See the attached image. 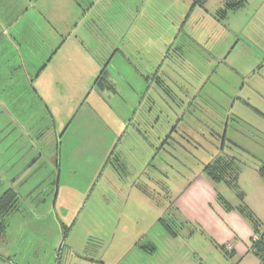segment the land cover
I'll return each mask as SVG.
<instances>
[{"label":"rangeland","instance_id":"rangeland-1","mask_svg":"<svg viewBox=\"0 0 264 264\" xmlns=\"http://www.w3.org/2000/svg\"><path fill=\"white\" fill-rule=\"evenodd\" d=\"M3 6L0 195L13 189L19 204L7 217L0 252L15 249L19 235V245L29 247L9 264H51L49 243L36 258L40 241L32 236L62 238L55 256L62 247L63 263L72 246L94 258L119 251L110 264H134L136 245L152 243L159 264H183L167 252L163 220L183 237L195 234L190 243L168 245L176 254L192 247L199 264H237L242 257L228 256L173 206L201 177V186H215L254 235L251 217L264 235V0H6ZM220 10L227 18L217 19ZM115 50L107 70L114 92L95 82ZM168 51L163 71L179 87L166 81L162 101L154 78L143 75ZM219 157L231 169L215 183L205 168ZM214 201L210 208H224ZM60 218L69 228L66 241ZM248 253L264 264L252 241Z\"/></svg>","mask_w":264,"mask_h":264},{"label":"crops","instance_id":"crops-1","mask_svg":"<svg viewBox=\"0 0 264 264\" xmlns=\"http://www.w3.org/2000/svg\"><path fill=\"white\" fill-rule=\"evenodd\" d=\"M6 0H0V9L4 5ZM5 13L3 10L0 11V14ZM217 19L220 20L221 16L217 15ZM227 14L225 18H227ZM39 76V73L37 77ZM202 178H198L194 183L191 184V186L188 187L186 191H182L176 201L174 202L173 209L177 211V214L182 216L185 220H187L189 223L196 224L198 227H204L207 231L210 232L212 241L216 244L220 245V247L223 249L225 248L226 251H228V256L242 257L240 261H238L237 264H255L253 260L250 259V255L248 253V244L253 240L254 231L251 229V225L241 216H238V214L229 212L225 210L224 208H218L213 207L210 208V204H214V200L218 198V190L216 187H212L211 183L205 184L201 186V180ZM199 195L201 198H199ZM59 198V193L57 195V200ZM201 202V203H200ZM201 205H203V209H201ZM211 209H209V208ZM56 208V205L54 206ZM61 229H64V227H67L65 222L61 220V218L58 220ZM58 226V224H57ZM59 229V226L58 228ZM64 234V230H63ZM68 236V235H67ZM21 239V235L17 237V240L15 241V249L13 247L8 246L7 252H0V261L4 262L5 264H9L12 260V256H26L28 254V248L25 247V244L19 245L20 242H18ZM22 239H26V237H22ZM28 239H35L39 242V245L35 249V252L37 253V257H39V253L41 251H44L47 248H49V253H51L50 263L52 264L53 261H57V264H72L73 258L76 257L77 263L81 264H110V262H114L113 258L117 256L119 251L112 252L108 257H106L108 253L105 254V256H99L97 258L90 257L89 255H81L76 249L73 250V247L70 246L68 249V256L65 259L64 263L61 257L62 247L58 250V256L56 257V248L59 246L60 242L62 241V238L59 236L56 237L55 240H50L49 237L46 236H32L28 237ZM27 239V240H28ZM67 237L63 240L66 241ZM195 238V234L188 235L183 237L180 234L177 235H171L169 238H165L163 243L166 244L167 252L170 253L171 259L174 257H182L183 264H199L198 261H195L193 257L191 256L190 252H192V247L190 252H184L183 249L179 251L178 254L175 253L172 246H168L169 244H172L174 241H182L184 243H190ZM49 243L48 246L45 244ZM232 246V250L229 253V249H227V246ZM46 246V247H45ZM131 247V246H130ZM136 247L139 249L140 254L137 255L136 259L134 260V264H159L160 261L158 258L159 248L152 244H143L138 243ZM118 249V248H117ZM193 250H195L193 248ZM225 251V252H226ZM198 254V251H196ZM195 253V254H196ZM114 255V257H113ZM173 256V257H172ZM187 256L188 260L184 261V257ZM27 260V258L25 257ZM235 260H237L235 258ZM232 261V260H231ZM248 261V262H247ZM174 264H177L174 262Z\"/></svg>","mask_w":264,"mask_h":264},{"label":"trees","instance_id":"trees-1","mask_svg":"<svg viewBox=\"0 0 264 264\" xmlns=\"http://www.w3.org/2000/svg\"><path fill=\"white\" fill-rule=\"evenodd\" d=\"M226 14L227 11L225 10L219 11V15L221 16V18H225ZM230 169H231L230 160H228L225 157H219L215 159L213 163L207 165L205 171L211 176L214 182L217 183V182L225 181V174ZM259 172L264 181V163L260 167ZM218 199L225 210L227 211L234 210L233 207L228 202H226L225 200H221L219 196ZM18 204H19V195L15 190L8 189L7 191H5L0 195V240L5 235L8 228L7 217L18 208ZM240 213L247 218H250L249 215L251 216L249 212L246 214L244 210L242 211L240 210ZM250 219H251L250 220L251 223L253 224L256 230L255 235L257 236L256 240H252L253 250L257 252L260 256L264 257V235L257 233L259 231L258 230L259 225L256 223V221L252 220V217ZM163 222L171 235H177L176 231L173 230V228L169 223H167L165 220H163ZM64 230H65L64 231V239H65L67 237L69 228L64 227ZM223 249L224 251H226L224 247ZM230 251L231 250H229V253ZM226 253H228V251H226Z\"/></svg>","mask_w":264,"mask_h":264},{"label":"flooded vegetation","instance_id":"flooded-vegetation-1","mask_svg":"<svg viewBox=\"0 0 264 264\" xmlns=\"http://www.w3.org/2000/svg\"><path fill=\"white\" fill-rule=\"evenodd\" d=\"M182 47H179L177 48L176 50V56L177 59H179V56L183 53L182 52ZM119 51L118 50H115L114 53L112 54L113 56H110L107 61V64L102 68L103 70H101L100 74L98 75V78L95 82V85H103V86H107L110 90L112 91H116V89L114 88L113 85H111L108 81V67L110 66L111 64V61L112 59L115 57V55L118 53ZM179 55V56H178ZM172 55L170 54V51L167 52V55H165V57L162 59V63L159 64V65H155L153 67V70L150 69L149 72L147 71L146 73V76L143 75V77H145V79L148 81L149 78H154L155 80V84L157 85V88L160 90V91H155V94H156V97L157 98H161L162 101H164V93H165V85H168L166 83V81H171L173 84H175L177 87H179L177 85V82H175L173 79H171L172 77L168 74L167 71H163V66L165 63H168L169 61L168 60H171ZM183 56V55H182ZM168 65V64H167ZM170 66L172 65H168V67L170 68ZM149 77V78H147ZM150 90V89H149ZM149 90L148 88L146 87V93H149ZM59 165V163H57ZM59 193V189L57 187L56 189V198H55V201L57 202V195Z\"/></svg>","mask_w":264,"mask_h":264},{"label":"built area","instance_id":"built-area-1","mask_svg":"<svg viewBox=\"0 0 264 264\" xmlns=\"http://www.w3.org/2000/svg\"><path fill=\"white\" fill-rule=\"evenodd\" d=\"M256 239H257V236L255 235V236L253 237V240H256ZM227 249L232 250V246L228 245V246H227Z\"/></svg>","mask_w":264,"mask_h":264}]
</instances>
